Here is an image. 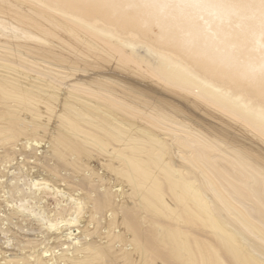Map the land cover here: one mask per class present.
Returning <instances> with one entry per match:
<instances>
[{"label": "bare ground", "instance_id": "1", "mask_svg": "<svg viewBox=\"0 0 264 264\" xmlns=\"http://www.w3.org/2000/svg\"><path fill=\"white\" fill-rule=\"evenodd\" d=\"M0 190V264H264V0H0Z\"/></svg>", "mask_w": 264, "mask_h": 264}, {"label": "rangeland", "instance_id": "2", "mask_svg": "<svg viewBox=\"0 0 264 264\" xmlns=\"http://www.w3.org/2000/svg\"><path fill=\"white\" fill-rule=\"evenodd\" d=\"M45 147H46V146H45ZM42 149H43V148H41V152H42ZM43 150H44V149H43ZM41 152L38 153L37 155H38L39 157L42 158V157H43V154L41 155ZM19 159H21V158H19ZM42 159H45V157H43ZM20 161H21V160H20ZM36 171H37V170H36ZM36 171H35V172H36ZM14 173L17 174L18 171H15ZM7 189L10 190V188H7ZM3 192L5 193V191H3V190L1 191V190H0L1 195H3ZM1 195H0V200H3V197H2ZM13 196H16V194L13 193V194H11L9 197L11 198V197H13ZM14 200H15V201H18V200H19V199H18V196H16ZM12 205H13L12 203H7V204L4 205V206H6V209L11 210ZM6 228H8L7 225L5 226V229H6ZM36 229H37V226H36ZM63 229H64V232H63V234H64V235H63V240H64V236H65L66 234H68V233L71 232V231L76 230L75 228H72V229H69V230H68L66 227H63ZM65 229H66V230H65ZM12 230H13V229H12ZM13 231L16 232V230H13ZM42 232H43V230L40 231L39 233H38V231L36 230V231H35L36 236H38V237L40 238V236L43 235ZM77 233H78V232H76V234H77ZM94 236H95V237H94ZM94 236L91 237V238H93V239H98V238H97V235H94ZM51 237H52V234H51ZM54 237H55V236H53V239H54ZM32 238H33V237H32ZM0 239L2 240V241L0 242V245H2V247H3L4 250H7V249H5V248L7 247L6 244H5V245L3 244V243L6 242V239H3L2 236H0ZM51 239H52V238H50V241H51ZM9 241H11V242L14 241V238L10 239ZM95 241H96V240H95ZM8 248H9V247H8ZM11 249H12V250H8V252H10L9 254L14 253V252H16V250H17V249H13V247H12ZM58 250H59V249H58Z\"/></svg>", "mask_w": 264, "mask_h": 264}]
</instances>
